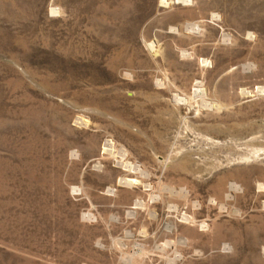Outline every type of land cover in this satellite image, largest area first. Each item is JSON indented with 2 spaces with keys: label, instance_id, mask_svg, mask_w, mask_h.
Listing matches in <instances>:
<instances>
[{
  "label": "rangeland",
  "instance_id": "rangeland-1",
  "mask_svg": "<svg viewBox=\"0 0 264 264\" xmlns=\"http://www.w3.org/2000/svg\"><path fill=\"white\" fill-rule=\"evenodd\" d=\"M0 264H264V0H0Z\"/></svg>",
  "mask_w": 264,
  "mask_h": 264
},
{
  "label": "bare ground",
  "instance_id": "bare-ground-1",
  "mask_svg": "<svg viewBox=\"0 0 264 264\" xmlns=\"http://www.w3.org/2000/svg\"><path fill=\"white\" fill-rule=\"evenodd\" d=\"M51 12H56V9L55 8H52L51 9ZM261 91L263 90V89H260ZM195 92H199V90L198 89H196L195 90ZM174 100H176V101H180V98L177 96V95H175V97H174ZM106 150V149H105ZM128 164V163H127ZM126 166H128V165H126ZM129 167V166H128ZM130 169H131V167H130ZM134 169H136V170H139V168H137V166L134 168ZM135 170V171H136ZM132 180V179H131ZM125 181H128V180H125ZM230 187L231 188H233V186H232V184L230 185ZM233 190H235V189H233ZM236 191V190H235ZM184 192L185 193H187V190H184ZM183 192V193H184ZM216 195L217 196H219V195H222L224 198H229L230 197V193L229 192H226V193H224L223 192V189L221 188V187H219L217 190H216ZM212 202H214L215 200H211ZM196 206H198V204L197 203H194L193 204V207H196ZM168 246V245H167ZM166 248V247H165ZM176 257V256H175Z\"/></svg>",
  "mask_w": 264,
  "mask_h": 264
}]
</instances>
